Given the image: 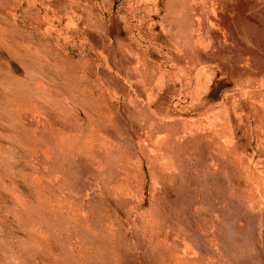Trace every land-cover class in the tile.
I'll return each instance as SVG.
<instances>
[{"label": "rangeland", "instance_id": "rangeland-1", "mask_svg": "<svg viewBox=\"0 0 264 264\" xmlns=\"http://www.w3.org/2000/svg\"><path fill=\"white\" fill-rule=\"evenodd\" d=\"M0 264H264V0H0Z\"/></svg>", "mask_w": 264, "mask_h": 264}, {"label": "bare ground", "instance_id": "bare-ground-1", "mask_svg": "<svg viewBox=\"0 0 264 264\" xmlns=\"http://www.w3.org/2000/svg\"><path fill=\"white\" fill-rule=\"evenodd\" d=\"M24 111V110H23ZM47 126V125H46ZM61 133V132H60ZM56 139V138H55ZM60 143V142H59Z\"/></svg>", "mask_w": 264, "mask_h": 264}]
</instances>
